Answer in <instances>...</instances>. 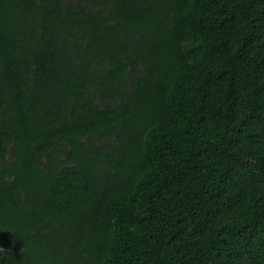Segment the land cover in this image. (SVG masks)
<instances>
[{
	"label": "trees",
	"instance_id": "trees-1",
	"mask_svg": "<svg viewBox=\"0 0 264 264\" xmlns=\"http://www.w3.org/2000/svg\"><path fill=\"white\" fill-rule=\"evenodd\" d=\"M0 264H264V0H0Z\"/></svg>",
	"mask_w": 264,
	"mask_h": 264
}]
</instances>
